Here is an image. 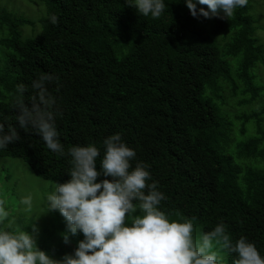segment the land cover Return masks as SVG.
<instances>
[{
	"label": "trees",
	"instance_id": "trees-1",
	"mask_svg": "<svg viewBox=\"0 0 264 264\" xmlns=\"http://www.w3.org/2000/svg\"><path fill=\"white\" fill-rule=\"evenodd\" d=\"M37 1L45 9L38 18L0 8V119L16 126L17 85L28 88L27 100L34 79L54 74L65 152L95 144L102 157L103 141L120 133L136 152L132 166L144 163L158 183L170 220L192 219L203 234L223 223L233 241L247 237L264 257V45L250 0L229 19L194 18L183 0H165L157 19L126 0ZM18 131L0 157L50 183L71 179L70 156ZM224 252L234 264L236 254Z\"/></svg>",
	"mask_w": 264,
	"mask_h": 264
},
{
	"label": "clouds",
	"instance_id": "clouds-1",
	"mask_svg": "<svg viewBox=\"0 0 264 264\" xmlns=\"http://www.w3.org/2000/svg\"><path fill=\"white\" fill-rule=\"evenodd\" d=\"M248 2L183 0L194 18L225 19ZM126 3L140 15L153 19L159 18L167 7L165 0H126ZM51 22H57L55 15ZM57 80L54 74H40L31 82L32 94L27 100L24 94L28 88L23 83L17 85L16 126L0 119V150L19 141L18 129H22L37 134L51 152L71 157V179L56 184L47 195L48 211L58 210L64 217L65 243L68 234L81 233L84 238L73 254L57 260L39 249L34 235L24 229L0 226V264H221L217 253L211 250L213 241L236 254L234 264H264L256 245L245 236L233 241L223 223L205 233L197 244L192 235V219L170 220L159 208L165 196L158 190V183H149L152 177L144 163L132 166L136 152L120 133L103 141L102 157L95 144L74 145L65 152L56 124L57 100L49 91V85ZM98 157H101L99 169ZM101 176L111 179L98 180ZM134 201H139L142 216L133 215L137 210ZM21 203L31 210L32 197H24ZM2 204L0 201V225L7 217ZM32 227L36 232L35 225Z\"/></svg>",
	"mask_w": 264,
	"mask_h": 264
},
{
	"label": "rangeland",
	"instance_id": "rangeland-1",
	"mask_svg": "<svg viewBox=\"0 0 264 264\" xmlns=\"http://www.w3.org/2000/svg\"><path fill=\"white\" fill-rule=\"evenodd\" d=\"M250 2L253 5L250 17L254 21V34L264 45V0H250ZM0 8H6L11 12L18 10L30 18H38L45 14V9L37 0H32L31 3L27 0H0ZM28 28L24 27L23 32L25 33ZM40 32L41 27L38 30V33ZM256 83L259 87L260 82L257 80ZM261 85L263 86L262 93L257 99L259 108L264 107V81H261ZM229 111L233 109L229 108ZM235 123L232 122V125ZM239 136L242 135L239 134ZM246 137H250V134ZM234 138L233 135L232 139ZM55 186L56 184L38 177L23 161L0 157V201L3 202V210L7 213L3 225L0 226H10L12 230L24 229L34 235L39 249L49 251L46 253L50 257L59 260L66 254H73L79 241L84 237L81 233L68 234V242L65 243L64 234L67 232V227L64 217L58 210L48 211L47 195L54 191ZM27 196L32 197L31 210H27L26 206L21 203L22 199ZM33 225L37 229L36 232H33ZM192 235L194 241L199 244L204 235L200 224L193 223ZM42 242L48 244H41ZM211 250L217 253L221 264H230L224 252L225 249L215 241H213Z\"/></svg>",
	"mask_w": 264,
	"mask_h": 264
}]
</instances>
